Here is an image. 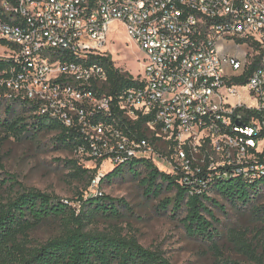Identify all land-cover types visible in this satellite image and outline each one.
Masks as SVG:
<instances>
[{"label":"built area","instance_id":"2783aa9c","mask_svg":"<svg viewBox=\"0 0 264 264\" xmlns=\"http://www.w3.org/2000/svg\"><path fill=\"white\" fill-rule=\"evenodd\" d=\"M0 5L11 14L9 21L0 18V39L9 44L0 57L10 64L9 76L0 75L4 97L29 100L37 112L76 132L83 142L74 152L79 157L95 166L100 160L98 167L147 159L169 166L168 173L180 170L188 180L194 171L187 152L198 167L207 153L208 168L264 174V61L245 84H237L231 81L250 58L241 74L228 76L224 63L234 71L241 64L216 47L234 39L264 55V0H1ZM114 22L145 56L137 84L116 101L106 93L107 72L90 60L110 55L105 46ZM244 110L252 112L245 122ZM139 117L146 120L132 132L128 123ZM100 175L86 196L102 194Z\"/></svg>","mask_w":264,"mask_h":264},{"label":"trees","instance_id":"16d2710c","mask_svg":"<svg viewBox=\"0 0 264 264\" xmlns=\"http://www.w3.org/2000/svg\"><path fill=\"white\" fill-rule=\"evenodd\" d=\"M10 16L0 5V18L9 21ZM0 44L9 46L1 39ZM262 56V53L253 55L243 73L231 82L245 84L252 71L262 63ZM90 60L107 72L106 93L114 101L124 89L137 84L131 74L114 66L110 55L92 56ZM9 69V62L0 59V75L9 76ZM4 91L5 88L0 86L1 142L9 137L17 140L35 139L40 132L46 131L55 132L53 142L56 147L70 153H74L78 145L83 143L76 132L66 128L60 121L37 112V106L33 102L26 99H8L4 97ZM101 92L98 91L99 94ZM242 112L245 122L252 112ZM145 120L146 118L139 117L133 124L128 123V129L132 132L138 131ZM126 131L128 133L127 129ZM204 148L200 147L201 150ZM187 156L194 171L193 175H188V180L183 179L180 170L168 173L159 170L150 160L132 158L103 175L99 186L106 180L120 177L126 168L139 178V184L144 188V196L159 197L162 192H173L172 197L164 198L158 203L157 210H168L174 217L183 212L180 221L186 235L206 241L212 250L218 252L216 239L219 232L215 227L218 220L208 204L219 209L223 207L218 200L209 196L212 191L232 204L250 207V212L259 225L255 229L254 237L258 242L263 239L264 247V202L258 201L264 197V174L256 173L251 177L245 173L234 172L230 166L214 165L213 168H208L212 160L207 153L204 154L205 163L198 167L188 152ZM59 161L66 164L70 176L84 181V190L77 191L76 197L70 200L24 186L17 180L16 175L3 172V164L0 162L4 176L3 179L0 177V264H173L162 251L143 246L134 236L124 234L116 225L103 231L89 228L96 218L109 222L121 220V208L130 210V207L123 199L103 193H89L85 198L87 189L96 176L100 160L94 168H84L74 159ZM137 166L144 168L145 174L141 178ZM71 201L76 205L72 206ZM46 223L57 224L58 234L43 242L33 241L31 232ZM246 235V230L230 228L226 237L234 248L250 259L249 264H264V257L257 254ZM219 264L241 263L224 259Z\"/></svg>","mask_w":264,"mask_h":264},{"label":"rangeland","instance_id":"374dc122","mask_svg":"<svg viewBox=\"0 0 264 264\" xmlns=\"http://www.w3.org/2000/svg\"><path fill=\"white\" fill-rule=\"evenodd\" d=\"M216 47L221 56L234 57L241 64V68L234 71L229 64L224 63L222 71L228 76L241 74L247 60L251 56L260 53L252 45L246 42L238 43L234 39L220 40L217 42ZM4 49V46L0 44V57L4 54ZM105 49L108 50L114 66L128 72L133 77L142 73L145 56L128 37L119 22H114L110 26ZM262 61H264V55ZM240 96L248 101L244 91H241ZM54 134L55 132L45 131L40 132L35 139L17 140L9 137L3 142L0 141V162L3 164V172L16 175L17 180L24 186L46 191L62 199L70 200L76 197L77 191L84 190V181L70 176L66 164L59 161V159H74L84 168H94L95 164L75 153L57 148L53 142ZM160 148L166 150L164 146ZM213 156L216 161L221 159L220 154L215 153ZM160 162L163 163L161 158ZM154 165L161 171L169 172V166L168 168L167 166ZM113 168L114 166L104 163V165L98 167L96 176L101 174L100 177H102ZM2 170L0 169L1 179L4 177ZM137 171L140 178L144 176L143 166H137ZM98 188L105 195L123 199L130 210L121 208L123 216L117 222L96 218L89 228L103 231L110 229L112 225H116L121 228L124 234L134 236L143 246L162 251L173 264H219L224 259L249 264L250 259L234 248L227 239L226 235L230 228L241 231L246 230L247 240L253 243L257 254L264 257L263 239L258 242V239L254 237L255 229L259 225L256 218L251 214L248 205L232 204L212 191L209 193V196L218 200L223 207V209H219L208 204L212 214L218 220L215 223V227L219 232L216 239L218 252H215L206 241L186 235L180 221L183 212L174 217L170 215L168 210L165 212L157 210L158 203L164 198L172 197L173 192H162L159 197L144 196V188L140 186L139 178L131 174L126 168L120 177L106 180ZM1 189H4V187ZM258 201L259 203L264 202V197L259 198ZM70 204L72 206L76 205L74 201H71ZM58 232L59 227L57 224L46 223L31 232L30 237L33 241L43 242L58 234Z\"/></svg>","mask_w":264,"mask_h":264}]
</instances>
